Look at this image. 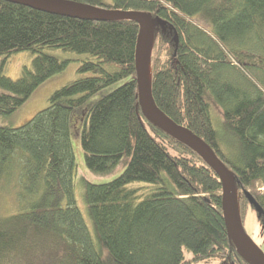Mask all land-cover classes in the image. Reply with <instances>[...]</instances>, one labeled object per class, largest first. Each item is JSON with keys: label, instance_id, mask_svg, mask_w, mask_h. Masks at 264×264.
<instances>
[{"label": "trees", "instance_id": "1", "mask_svg": "<svg viewBox=\"0 0 264 264\" xmlns=\"http://www.w3.org/2000/svg\"><path fill=\"white\" fill-rule=\"evenodd\" d=\"M63 1L160 19L150 61L155 104L234 173L243 224L253 210L264 226L246 197L264 209V0ZM139 32L136 21H80L0 0V58L34 57L17 80L1 67L0 115L69 67L46 50L83 57L80 77L48 107L21 127L0 126V190L10 186L19 209L4 217L0 208V264H253L229 239L216 172L141 112ZM73 117L87 168L97 175L123 168L110 183L84 182L92 232L75 194ZM184 249L194 256L185 259Z\"/></svg>", "mask_w": 264, "mask_h": 264}, {"label": "water", "instance_id": "2", "mask_svg": "<svg viewBox=\"0 0 264 264\" xmlns=\"http://www.w3.org/2000/svg\"><path fill=\"white\" fill-rule=\"evenodd\" d=\"M14 5H21L35 11L47 14L62 15L80 21L114 22L118 20L136 21L139 25V35L136 47V83L138 84V97L141 112L145 118L152 122L159 129L165 130L170 136H174L183 144L196 151L209 164L220 178L223 187L222 209L226 221L229 239L232 240L237 251L243 254L253 264H264V251L251 239L244 229V224L240 218L237 189L235 187L236 178L234 173L216 155L214 149L204 142L199 136L193 134L185 126L176 124L165 115L155 104L151 90H149L148 65L151 61V50L153 46L154 27L160 19H153L151 15L141 12H127L98 8L87 4L67 2L63 0H2ZM152 80V77H151ZM250 204L256 208L259 215L264 214L263 207H260L256 199L246 193Z\"/></svg>", "mask_w": 264, "mask_h": 264}, {"label": "rangeland", "instance_id": "3", "mask_svg": "<svg viewBox=\"0 0 264 264\" xmlns=\"http://www.w3.org/2000/svg\"><path fill=\"white\" fill-rule=\"evenodd\" d=\"M46 53L50 55H54L59 57L60 59H68L71 61L69 67L65 69L62 73L53 75L50 79L44 82L37 90L32 94V96L28 99L26 103H24L20 108H18L15 112L10 115H0V126L7 127H21L39 112L43 111L46 107L49 106L50 97L53 93L61 89L65 84L74 81L80 76L77 73L78 64L83 60L82 56H79L75 53L65 52L63 50L51 49L46 50ZM34 57L29 52H19V54H15L9 58V60L4 63V58H0V70L1 67L4 69V75L8 78L19 79L22 71L25 67L31 68L32 61ZM115 87L107 88V90L101 91L93 96L88 102L75 110L73 113L74 116L76 114L86 112L89 110L93 104L96 103L99 99L103 98L107 95L108 92L112 91ZM214 118V116H213ZM79 119L74 125V117L72 118L71 123V141L73 146V151L75 152V159L77 162V177L75 179L76 183V199L77 205L82 211V214L85 217L87 225L89 226L91 232L93 231V225L91 224L88 212H87V204L85 203V183L90 182L94 184H105L110 183L111 180L117 178L123 172V168L117 169L114 173L110 175H97L87 168L86 162H84V151L82 149L81 144V124H79ZM215 121V118H214ZM216 126V124H215ZM217 127V126H216ZM220 130V126L217 127ZM222 133V132H221ZM143 186H147L145 183H133L130 188H142ZM3 189L0 190V208H2L1 214L6 217L12 214H15L19 209L15 204L14 192H11L12 195L8 194V187L6 183L2 186ZM5 190V191H3ZM244 221V229H246L247 234L251 239H254L256 244L264 251V226L258 221L256 214L253 210H250L245 217ZM183 253H185V259L189 260L194 255L192 252L184 249ZM192 264H220L217 259H212L210 262H200V263H192Z\"/></svg>", "mask_w": 264, "mask_h": 264}, {"label": "bare ground", "instance_id": "4", "mask_svg": "<svg viewBox=\"0 0 264 264\" xmlns=\"http://www.w3.org/2000/svg\"><path fill=\"white\" fill-rule=\"evenodd\" d=\"M151 77H152V73H151V62H149V65H148V77H147V81H148V84H149V90H151Z\"/></svg>", "mask_w": 264, "mask_h": 264}]
</instances>
